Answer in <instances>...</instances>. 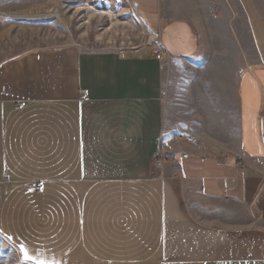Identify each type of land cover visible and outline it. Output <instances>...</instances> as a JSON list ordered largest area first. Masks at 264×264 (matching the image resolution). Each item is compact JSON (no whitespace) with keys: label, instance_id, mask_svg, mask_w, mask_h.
<instances>
[{"label":"crops","instance_id":"1","mask_svg":"<svg viewBox=\"0 0 264 264\" xmlns=\"http://www.w3.org/2000/svg\"><path fill=\"white\" fill-rule=\"evenodd\" d=\"M129 1L142 46L0 61V236L26 264H264V0Z\"/></svg>","mask_w":264,"mask_h":264},{"label":"rangeland","instance_id":"2","mask_svg":"<svg viewBox=\"0 0 264 264\" xmlns=\"http://www.w3.org/2000/svg\"><path fill=\"white\" fill-rule=\"evenodd\" d=\"M152 37L129 0H0V61L48 44L123 49L142 46ZM0 264H26L2 236Z\"/></svg>","mask_w":264,"mask_h":264},{"label":"built area","instance_id":"3","mask_svg":"<svg viewBox=\"0 0 264 264\" xmlns=\"http://www.w3.org/2000/svg\"><path fill=\"white\" fill-rule=\"evenodd\" d=\"M155 52H156V57H157L158 59L162 60V58H163V56H162V54H163L162 49H161L160 47H158V48L155 50ZM83 98H84V99H87V96H86V95H83ZM161 163H162L161 160H158V161H157V164H161ZM260 163H261L262 165H264V159H261V160H260ZM39 186H41V185H39Z\"/></svg>","mask_w":264,"mask_h":264},{"label":"snow or ice","instance_id":"4","mask_svg":"<svg viewBox=\"0 0 264 264\" xmlns=\"http://www.w3.org/2000/svg\"><path fill=\"white\" fill-rule=\"evenodd\" d=\"M24 258L25 259H28V260H31V259H34V257H32L31 255L28 254L27 250H24ZM40 264H47L46 261H41Z\"/></svg>","mask_w":264,"mask_h":264}]
</instances>
